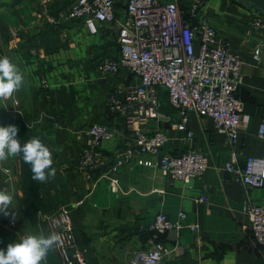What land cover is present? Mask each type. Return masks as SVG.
<instances>
[{
  "label": "crops",
  "instance_id": "0c3cea01",
  "mask_svg": "<svg viewBox=\"0 0 264 264\" xmlns=\"http://www.w3.org/2000/svg\"><path fill=\"white\" fill-rule=\"evenodd\" d=\"M72 1L0 0V57H8L24 76L19 90L0 99V126L24 123L31 127L51 150L52 167L56 169L54 178L39 182V210L50 215L58 205L69 208L75 242L83 249L85 264H127L135 250L146 247L152 234L147 226L157 212L182 225L155 236L167 246L178 248L158 264H264V245L253 240L245 211L248 204L264 205V185L245 191L222 169L231 153L238 166L247 156L264 153V139L257 136L264 121V35L250 28L255 13L234 0H204L201 6L206 22L241 59L238 96L242 121L236 143L230 147L208 117L189 114L185 130L174 128L172 124L179 120L177 111L159 87L158 93L164 94L157 100L158 119L149 120L145 127L158 128L165 135L162 153L194 149L206 156V167L200 176L183 183L161 175L156 167L136 165L131 158L116 172L122 192L111 193L105 183H99L106 181L104 175L114 155L130 144L131 138L123 119L108 113L106 96L137 83V78L125 67L108 75L95 70L103 57L115 59L118 54L114 24L96 22V32L90 33L82 19L56 24L47 21L59 16ZM176 1L185 14L193 0ZM125 2L115 0L116 16L124 17ZM257 47L258 61L253 57ZM30 48L36 55L28 53ZM41 77L49 84L46 91L39 86ZM55 122L61 127L55 128ZM91 124L111 127L115 137L100 143L101 164L88 182L76 161L87 138L85 129ZM143 158L156 160L154 156ZM4 167L11 176L8 186L13 200L9 209L14 207L20 215L19 157L0 161V181ZM199 197L205 200L199 202ZM79 200L81 203L74 205ZM180 212L183 217H179ZM13 222L21 228L20 219ZM41 222L39 217L27 220L25 234H41ZM191 224L198 225L197 231L187 228ZM44 225L48 230L45 235L53 233L47 222ZM41 264H62L56 246Z\"/></svg>",
  "mask_w": 264,
  "mask_h": 264
},
{
  "label": "built area",
  "instance_id": "2783aa9c",
  "mask_svg": "<svg viewBox=\"0 0 264 264\" xmlns=\"http://www.w3.org/2000/svg\"><path fill=\"white\" fill-rule=\"evenodd\" d=\"M204 0H193L185 14H182L176 0L159 3L157 0H126L124 17L115 15V0H74L59 16L47 21L56 24L62 20L82 19L90 33L96 32V22L114 24L118 54L115 59L103 57L95 70L101 74H115L125 67L137 78V83L122 90L115 89L106 96V109L119 115L130 133V144L114 155V160L104 177L111 193H121L116 175L120 166L134 158L136 165L156 167L159 173L169 179L187 183L202 174L206 167V156L194 149L180 153H162L166 137L158 128L145 127L149 120L157 121L158 91L161 87L167 102L176 109L179 120L172 124L178 130H185L189 114L208 117L213 121L215 131L226 136L229 146L236 143L241 115V100L238 89L241 83V59L229 51V43L219 39L215 29L203 18L201 6ZM250 28L264 35V16L254 14ZM36 55L32 48L28 52ZM260 48L254 50V59L259 60ZM39 86L46 91L47 79L41 77ZM121 93L119 97L118 94ZM16 104V102H13ZM55 128L61 124L54 123ZM190 135L189 131H186ZM87 138L77 155L76 167L84 179L91 181V173L101 164L99 145L115 137L114 129L105 124H91L85 129ZM257 136L264 139V121L257 130ZM143 156H154L155 161ZM0 181V191L10 193V171ZM223 171L244 186L245 191L264 185V153L247 156L242 166L236 165L231 153L222 167ZM9 170V169H8ZM91 183V187L94 185ZM199 197L197 201H204ZM81 200L74 205H79ZM245 211L250 220L253 240L264 245V205L248 204ZM2 211H0L1 213ZM179 217L183 214L178 213ZM40 221L46 220L53 232L60 234L62 244L56 245L62 264H85L83 249L75 242L69 208L58 205L47 215L41 213ZM56 221V223H54ZM14 225L9 220L4 227ZM179 222H171L162 212H157L147 226L152 233L144 249L133 252L127 264H158L176 246L170 247L156 240L155 236L171 229L181 228ZM190 231H197L198 225H187Z\"/></svg>",
  "mask_w": 264,
  "mask_h": 264
},
{
  "label": "clouds",
  "instance_id": "9594fccd",
  "mask_svg": "<svg viewBox=\"0 0 264 264\" xmlns=\"http://www.w3.org/2000/svg\"><path fill=\"white\" fill-rule=\"evenodd\" d=\"M24 82L20 69L6 57H0V99H6L19 90ZM18 128L14 125L0 126V161L22 154L23 161L31 166L32 179L40 183L54 178L56 169L52 167V152L38 137H32L23 144L16 139ZM8 172V169H4ZM11 193L0 191V211L9 215L12 203ZM15 220V213L12 214ZM56 223V221H54ZM62 244L58 233L44 235L25 234L17 241L0 249V264H41L54 246Z\"/></svg>",
  "mask_w": 264,
  "mask_h": 264
},
{
  "label": "trees",
  "instance_id": "16d2710c",
  "mask_svg": "<svg viewBox=\"0 0 264 264\" xmlns=\"http://www.w3.org/2000/svg\"><path fill=\"white\" fill-rule=\"evenodd\" d=\"M162 94H164L163 91H160L158 96H161ZM17 128L18 132L16 139H18L21 144L32 137L38 136V133L24 123L20 124ZM18 157L21 178L20 186L22 194L21 202L23 206L22 211L25 217L30 218L33 221L35 219L36 212L41 209L42 206V202L39 197V182L32 179L33 174L31 172V166L23 161L22 154L18 155Z\"/></svg>",
  "mask_w": 264,
  "mask_h": 264
},
{
  "label": "rangeland",
  "instance_id": "374dc122",
  "mask_svg": "<svg viewBox=\"0 0 264 264\" xmlns=\"http://www.w3.org/2000/svg\"><path fill=\"white\" fill-rule=\"evenodd\" d=\"M16 106V105H15ZM9 119H5V121L7 122ZM106 185V181L101 180L99 184H104ZM107 188V185H106ZM108 189V188H107ZM109 191V190H108ZM10 208V207H9ZM6 209L5 211H7L9 213V215H5V213L3 212L2 215H0V249H4L6 250L7 244L12 243L17 241L20 237H22L23 235H25V227H29L27 225V220H29L30 218H27L24 216L23 212L21 211V214L18 215L16 209L14 207H12L11 209ZM15 213V219H20V224H21V228H19L18 224L15 223V226H9L4 227V223H6L9 219V217L12 219V214ZM42 211L38 210V213L35 214V220H38V217L41 215ZM7 219V221H6ZM5 220V221H4ZM43 222H47L46 220H42ZM43 222H41V227H43V230L41 233H43L45 235V233L48 232V230L46 229L47 227L43 224ZM48 223V222H47ZM27 225V226H26ZM28 229V228H27Z\"/></svg>",
  "mask_w": 264,
  "mask_h": 264
},
{
  "label": "water",
  "instance_id": "95a60500",
  "mask_svg": "<svg viewBox=\"0 0 264 264\" xmlns=\"http://www.w3.org/2000/svg\"><path fill=\"white\" fill-rule=\"evenodd\" d=\"M256 14L264 16V0H234Z\"/></svg>",
  "mask_w": 264,
  "mask_h": 264
}]
</instances>
